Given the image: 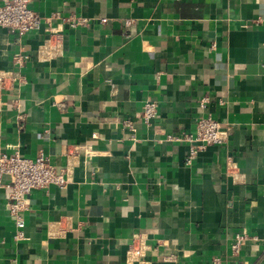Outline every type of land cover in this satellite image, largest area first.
<instances>
[{
  "label": "crops",
  "instance_id": "obj_1",
  "mask_svg": "<svg viewBox=\"0 0 264 264\" xmlns=\"http://www.w3.org/2000/svg\"><path fill=\"white\" fill-rule=\"evenodd\" d=\"M30 7L39 28L0 26V69L18 74L0 91V149L43 152L68 183L30 192L23 239L0 189V264H264V0ZM200 115L229 137L187 164L190 143L167 136Z\"/></svg>",
  "mask_w": 264,
  "mask_h": 264
},
{
  "label": "built area",
  "instance_id": "obj_2",
  "mask_svg": "<svg viewBox=\"0 0 264 264\" xmlns=\"http://www.w3.org/2000/svg\"><path fill=\"white\" fill-rule=\"evenodd\" d=\"M32 0H1L0 2V26L8 29L12 34L21 38L29 31L39 28L41 18L36 11L30 7ZM71 27H78L87 24L88 19L72 15L66 18ZM102 22H107V18H102ZM131 21L128 20V24ZM24 55L14 57V62L23 65ZM18 76L14 70L0 69V91L7 88L9 83ZM209 98L203 97L201 105ZM158 105L155 101L147 100L143 105L142 117L144 123L152 125L157 115ZM126 124L132 126L130 121ZM229 137V129L222 128L220 121L217 119L200 115L196 118V129L194 132L182 131L179 134H169L168 139L174 141H185L190 143L189 154L185 159L187 164L192 163L198 153L210 145L222 144ZM228 168L229 175L236 169L234 162L230 163ZM234 167V168H233ZM68 183L62 171H58L51 164L47 155L39 153L35 159L27 158L21 155L19 149L6 152L0 149V189H5L8 194V208L10 214L15 218L18 227L16 239L24 238V219L23 210L26 208L28 195L36 188H45L50 184H56L64 187ZM141 235L134 237L135 245ZM249 236L246 232L238 233L232 244L234 253L242 248V245ZM208 264H221L219 257H214Z\"/></svg>",
  "mask_w": 264,
  "mask_h": 264
}]
</instances>
